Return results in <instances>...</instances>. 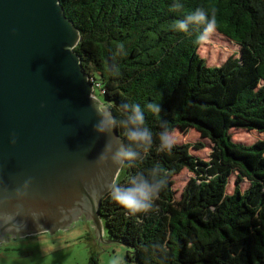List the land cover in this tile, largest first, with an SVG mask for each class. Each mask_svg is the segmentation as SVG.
I'll return each instance as SVG.
<instances>
[{"label": "trees", "instance_id": "1", "mask_svg": "<svg viewBox=\"0 0 264 264\" xmlns=\"http://www.w3.org/2000/svg\"><path fill=\"white\" fill-rule=\"evenodd\" d=\"M179 2L184 7L176 12L174 0H60L80 32L75 51L116 117L124 103L156 102L159 116L145 113L154 136L166 121L184 133L194 129L214 145L204 161L190 153L189 143L160 152L154 139L150 152L117 177L124 183L159 164L167 185L153 210L133 216L106 195L100 215L136 264H264V140L246 145L231 134L264 133V0ZM197 8L215 15L216 30L241 47L239 58L208 66L199 54L198 31L172 28ZM183 170L194 177L178 202L172 178ZM234 172L250 187L228 195Z\"/></svg>", "mask_w": 264, "mask_h": 264}, {"label": "water", "instance_id": "2", "mask_svg": "<svg viewBox=\"0 0 264 264\" xmlns=\"http://www.w3.org/2000/svg\"><path fill=\"white\" fill-rule=\"evenodd\" d=\"M80 39L60 0H0V244L80 217L93 223L94 244H123L103 238L105 186L121 169L93 164L105 137L93 131L92 103H103L75 51Z\"/></svg>", "mask_w": 264, "mask_h": 264}, {"label": "clouds", "instance_id": "3", "mask_svg": "<svg viewBox=\"0 0 264 264\" xmlns=\"http://www.w3.org/2000/svg\"><path fill=\"white\" fill-rule=\"evenodd\" d=\"M183 7L179 0H174L173 11L179 12ZM216 27L215 15H210L204 8H197L172 24V28L181 33L197 30L198 44L209 42L215 34ZM113 69L118 74L119 70L115 66ZM92 107L97 116L93 131L97 134V139L105 137L104 147L93 162L98 167L122 169L142 160L152 149L154 139L158 141L160 152H170L175 145V130L171 129L166 121L161 123V130L155 136L146 123V111L154 116L161 113L162 106L159 103H148L144 107L140 104L124 103L120 106V117L113 114L111 106L98 109L92 103ZM116 129L122 130L124 140L116 135ZM16 142L17 136L12 133L10 144L14 146ZM166 185V173L159 164H156L147 172L129 175L124 183L116 179L109 180L105 188L112 202L135 216L152 211Z\"/></svg>", "mask_w": 264, "mask_h": 264}, {"label": "rangeland", "instance_id": "4", "mask_svg": "<svg viewBox=\"0 0 264 264\" xmlns=\"http://www.w3.org/2000/svg\"><path fill=\"white\" fill-rule=\"evenodd\" d=\"M199 54L208 66H221L230 57L239 58L241 47L216 30L209 42L201 44ZM95 95L102 100L97 90ZM102 107L105 105L102 104ZM231 134L235 142L246 145L264 140V133L256 131L232 129ZM175 141L176 145L191 144L190 153L204 161H209L214 147L210 140L202 138L194 129H190L188 133L176 129ZM237 175L238 173L234 172L229 177L228 195L233 194L236 187H239L242 193L250 187L247 179L238 182ZM193 177V173L183 170L172 178L174 197L178 202L185 198L187 185ZM93 232V223L85 217H80L77 222L74 221L52 235L45 232L4 240L0 244V264H92V257H98V264H136L126 261V254L130 251L127 246L99 241L94 244L96 238ZM103 234V238L111 239L106 228Z\"/></svg>", "mask_w": 264, "mask_h": 264}, {"label": "built area", "instance_id": "5", "mask_svg": "<svg viewBox=\"0 0 264 264\" xmlns=\"http://www.w3.org/2000/svg\"><path fill=\"white\" fill-rule=\"evenodd\" d=\"M90 81L91 83L93 84L95 90H96V87L98 86V84L95 83V80L93 78H90Z\"/></svg>", "mask_w": 264, "mask_h": 264}]
</instances>
